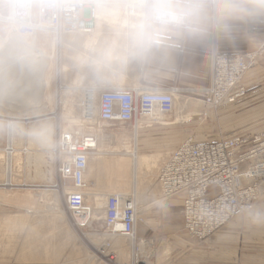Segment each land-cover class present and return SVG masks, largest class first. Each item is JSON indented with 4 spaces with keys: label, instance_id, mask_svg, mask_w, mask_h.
<instances>
[{
    "label": "rangeland",
    "instance_id": "1",
    "mask_svg": "<svg viewBox=\"0 0 264 264\" xmlns=\"http://www.w3.org/2000/svg\"><path fill=\"white\" fill-rule=\"evenodd\" d=\"M111 3L112 1H106L105 5H110ZM111 12L115 13L116 21L118 18L117 22L115 23L113 21H112L113 23L110 22L109 20L110 18L108 17H107L108 21H106V18L104 16L102 17V19H99L95 29L89 34H80L77 32L67 33L69 37L73 36V39L66 38L64 41L58 40L57 44H53L52 41L49 40L46 45L44 44L42 47L40 46L42 52L48 56L49 62L48 65L44 68L43 77H44L45 87L42 94V101L38 106H20L21 108L17 109L16 107L11 109L8 105H5L3 103L2 99H0L1 114H3L4 116L11 117L14 115L19 118H23L22 120L16 119L17 121L25 120L23 124L19 123L16 125L15 128L16 138H19L18 133H20L21 131V129L19 128H22V126L24 129L25 126H26L25 128H28L32 124H37L43 121L44 122L51 121L52 123L53 134H54L53 144L59 127L71 126V128H78L86 132L87 131L97 132L95 127L96 125L94 124L80 126L67 122L65 119L66 116L62 113V107L64 101L66 100L65 97H68L67 100L71 103L74 102L75 104L74 105L75 112L73 113L74 117L77 119L82 118V116H80L82 109L80 105L76 104L77 102L80 103L81 99L83 98V97L81 98V95L89 91L97 92L102 88H111L108 86H112L113 83L108 81L110 80L111 74L114 71V67H113L114 62H126L128 60L127 55H131L129 52V42H128V32H127V27L129 24L128 18L126 16L119 15L117 12L114 11V9ZM123 21H125V23L127 22L125 24L126 25L125 27L120 26ZM12 32L13 30L11 29V27L6 25L5 23H0V40L1 39L7 40ZM28 42L29 41H27V43ZM2 43H0V45H2ZM131 58L133 59V61L136 62L139 57L131 55ZM242 79L243 78H241L240 80V85L243 87V92L240 97H242L246 92L242 83ZM187 99L178 96V98L176 99V105L179 106L182 104L183 101L190 100V98L188 100ZM195 100H199L198 101L199 106L201 105L204 106L203 102L200 99H195ZM237 100L238 98L235 101ZM12 102L14 103V101ZM190 102L194 103V99L190 100ZM219 108H216L214 110H217ZM208 109H213V108L205 107V110ZM185 110L186 109L183 110L181 109L179 110V112H183ZM48 112L49 114H47ZM42 113L47 114L48 117H46L47 115H43ZM73 114L71 116L69 115L68 118L73 117ZM39 115L41 116L39 117ZM162 115L166 119H172V117L174 118L175 116L173 113L167 115L162 114ZM41 118H47V119L37 121L36 123L29 122ZM179 118L182 119H179V121L171 125H163L162 123H155L151 126L140 129L138 132V140H139L138 152L140 153L160 152L162 154L161 156H163L166 152L171 151L176 147H178L185 139L183 138L184 140H181L180 141L181 143L178 146L174 145L175 144L174 135H176L175 130L180 129L181 126L185 127L186 121H190L192 116L191 114H184V115L179 114ZM193 118L204 119L206 118V115H204V113L202 115L199 113V115L195 114ZM6 120L9 119L7 117H2V118L0 117V124L2 125V130L4 131L7 128ZM177 123H184V124L181 125ZM133 125H134L133 123L114 122V123L104 124L100 122L101 132L98 130L97 134L99 136L100 145L103 147V148L101 147V150L104 152L105 156L103 158V164L101 165V170L99 171V174H100V180H102V183L105 182V186L103 187L101 183L100 186H96V188L94 189L98 194H103L104 196L106 195L105 192L110 193V192H114L115 190H121L119 188H124L122 189V191L125 192L126 190L128 193H132V191L135 192L136 188L137 190L144 192L147 199L142 198L140 200L141 203L139 202L140 210L142 213L141 215L142 221H139L136 224L135 237L139 234L138 232L144 231L149 238H152L154 240L152 242L155 243L149 244L150 248L154 250H151L145 247L144 245L142 247V244L138 246L136 245V243L131 246L130 244L125 245L128 242V238L125 237L122 238V236L115 237L113 239L114 241L112 246V243L110 241L103 238V235H106L105 233L108 234V232H105L106 229L102 217L103 208L101 205L100 207L94 209V212H97L96 214L99 217L97 219L98 221L97 220L93 221L88 228L82 230L81 236L85 242L82 243L81 264H96L97 261L98 264H105V263L129 264L128 261L130 258H132L130 264H133V259L137 257L139 260H143L140 258L142 257L144 259L148 258V261L150 262H154L151 261L150 258L152 257V255H156V253L161 251L160 246L162 244V241H167L164 240L162 238V234H160L162 231L161 228L156 227V224L151 223L150 221V219L156 218V214L155 213L153 214L152 211H154L157 208V206L162 202L160 199H163V201L168 199V198L165 199L160 197L159 187L156 181V171L153 174L151 173L147 174L144 169H141L139 176L137 178H133L134 173L132 169L130 170V168H132V163H131V159L128 158L129 157L128 153L130 151L129 147L132 148V143H133V133H132L134 130ZM202 131L203 130H199L196 132L198 134H202L204 133V131L203 132ZM261 133L264 134V132ZM125 139L128 140L125 141ZM2 144H3V140L2 143L0 144V147L2 146ZM121 145L123 147H121ZM51 147L49 146L48 150H50ZM45 150L46 152L44 150L42 151L43 157L44 159L47 160L48 164H46L47 167H43L44 168L43 170H47V171H45V175L42 178L38 176L35 177L34 176L35 170L33 169L32 171L33 167L31 169L27 167L26 156L19 154V152H16L15 156L12 158L13 165L11 164L10 166L11 168L9 167L10 169H8L10 170L9 172H11L12 174L13 177L12 180L15 181L14 183L16 184V186H14V188L11 189V191L9 190L8 186H7L8 189L6 187L1 188L2 186H0V262L4 257L3 254L5 253L6 256H11L7 260L9 261L12 259L14 261V262L10 261L12 262V264H28V263L32 264L34 263V261L28 259H35L37 256H40L44 251L47 250V247L49 246L48 244L55 239V236L61 233V231L58 229L50 230L47 225L45 226L46 229L43 230L41 223L46 222L47 224L50 220L53 221L56 218H61V216H57L55 213H53V211L50 212L51 210H48V208L53 206L56 200L59 201L58 203L59 207H61V209L65 211L63 196H61L60 194L59 196L57 195V197H54L53 195L49 194L48 197V195L45 196L46 194L44 192H40L38 190L33 191L31 190V188H29V190H25L27 189V187H30L27 185L38 184L42 186H48L51 183L55 182V180L57 179L56 157H54L53 154L51 156L47 149ZM120 150L121 152H119ZM17 155L19 158L17 157ZM120 155H123L124 157ZM90 163L91 161L89 162V165L91 166ZM158 164L160 163H157L156 168L158 167ZM6 165L8 166V164L6 163V158L1 157L0 182H3L4 179L3 171L5 170ZM117 168L122 169V171H119L120 173V174L118 173L119 175L115 174ZM91 171L92 169L91 170L89 169L87 173L88 176H86V180L88 183L93 182L96 179L94 173H91ZM143 177L147 179H144ZM117 181L121 183V185L119 187L113 188L114 185L118 184L116 183ZM133 184H135V187ZM107 185H109V187ZM132 195L134 196V194ZM153 197L156 198V200ZM260 198H258L255 202H257ZM88 201L90 204L92 203V206H95L92 196L88 197ZM153 208L155 209L152 210ZM35 209L39 210L38 213L34 211ZM142 209L144 210L142 211ZM251 210L252 209L248 210L247 212H243L241 215L243 216ZM34 222H37L40 225L37 228L32 227L34 225L33 224ZM124 242L126 243L124 244ZM119 247L121 248V250ZM90 249H92L93 252L92 257L89 256V252H91Z\"/></svg>",
    "mask_w": 264,
    "mask_h": 264
},
{
    "label": "built area",
    "instance_id": "2",
    "mask_svg": "<svg viewBox=\"0 0 264 264\" xmlns=\"http://www.w3.org/2000/svg\"><path fill=\"white\" fill-rule=\"evenodd\" d=\"M105 1L70 0L67 4L65 0L50 2L46 0L44 3L53 4V12H57V8L61 6V15H56L52 24L45 20L43 11L47 8L46 5H43V11L37 6L39 10L36 17L42 13L40 21L32 23L29 15L24 13L23 17L19 16L18 18L26 20L27 25L32 26L34 31L43 30L54 33L57 27H60L61 30L62 27L63 29L72 27L71 29L79 28L84 32H90L96 19L97 7H104ZM18 4L26 5L27 2L23 0ZM80 4L84 5L86 9H94L90 18L86 17V14H80L78 11ZM47 11L48 14H53L52 10ZM54 24H57V27ZM249 53L244 55L215 53L210 84L199 92L203 99H206L207 96L214 99L220 95L224 96L226 101L233 102L239 98L242 95L243 87L240 85L241 78L238 74L244 75L253 64L254 58L256 62L259 50L250 58H248ZM218 82H222L221 87L217 85ZM98 97L99 118L105 122L120 121L124 123H132L136 116L150 113L154 107L163 113H168L172 109L174 100L167 92L145 91L139 88L105 89L100 91ZM242 139L251 143L255 148L264 149V135H250ZM60 142L61 147L59 146ZM96 144L97 141L90 134L78 136L67 132L61 133V139L58 142L61 161L58 159L57 170L60 172L58 174L61 189L71 188L64 194L67 213L72 223L81 230L87 228L90 221L92 207L86 200V197L88 199L86 166L91 150L95 148ZM235 145L237 142L234 139L214 143H194L189 140L181 143L177 149L171 152V155L164 158L157 169L156 181L161 198L166 197L165 199H167L179 194L184 195L183 226L191 238L202 240L208 237L225 225L227 220L244 211L245 207H250L257 197L260 198L264 194V188L251 183L253 180L264 181V167H260L261 162L257 158L261 153H251L245 151L244 148L237 150L234 148ZM63 150L67 152V158H65ZM53 152L56 153V146ZM239 167L246 172L239 171ZM247 171L252 174L259 172L258 177L251 179V175ZM234 175L239 180L241 176L248 179L246 188L238 189L240 193L246 194L245 197H241L239 194L230 197L229 187L233 184ZM102 217L105 229L109 234L133 236L136 224L140 221L137 217L134 196L121 192L106 193L104 216ZM133 264L152 263L140 261Z\"/></svg>",
    "mask_w": 264,
    "mask_h": 264
},
{
    "label": "crops",
    "instance_id": "3",
    "mask_svg": "<svg viewBox=\"0 0 264 264\" xmlns=\"http://www.w3.org/2000/svg\"><path fill=\"white\" fill-rule=\"evenodd\" d=\"M258 50L261 52L256 62L242 79L246 92L237 101L217 110H205V106L190 102L192 99H202L200 90L209 86L215 52L244 55ZM127 59L126 62H114V71L108 81L113 85L108 87L150 91L176 89L185 99L190 98L187 99L188 104L191 103L193 108L188 106L191 109L178 114H191L192 118L186 121L185 127L175 130L174 145L178 146L181 140L187 138L195 143H214L238 135L264 132V25H257L252 31L238 34L234 39L222 40L215 47L201 45L178 52L156 50L146 57H139L136 62L131 55H127ZM175 109L172 112L174 115ZM199 113H204L206 118H193ZM199 130L204 133L198 134L196 131ZM183 199L184 195L179 194L152 209H155L152 213L156 214V218L150 221L161 228L160 234L167 241H162L161 251L152 255L151 261L156 264H264V196L254 203L247 214L230 219L202 240L191 238L184 229ZM66 213L47 224L41 223L43 230L47 225L50 230L58 229L61 233L48 244V252L28 259L34 261L32 264H81L82 243L85 241L81 236L82 231L73 225ZM33 224L32 227L36 228L40 225L37 222ZM138 233L134 244L154 250L149 246L155 243L152 242L154 240L144 231ZM90 251L89 256L92 257V249ZM3 256L0 264H12V259L7 260L11 256L5 253Z\"/></svg>",
    "mask_w": 264,
    "mask_h": 264
},
{
    "label": "bare ground",
    "instance_id": "4",
    "mask_svg": "<svg viewBox=\"0 0 264 264\" xmlns=\"http://www.w3.org/2000/svg\"><path fill=\"white\" fill-rule=\"evenodd\" d=\"M22 1L23 0H0V23H5L9 27H11V29L13 30V32L11 33L10 37L7 40H4V39L0 40V43L3 42L2 45H0L1 46L0 47V99H2L3 103L5 105H8L11 109L16 108V107H17V109L21 108L20 106H38L41 103L42 94H43V90L45 87L44 86L43 73H44V68L48 65V62H49L48 56L45 53H43L42 49H41V47L44 44L46 45L49 40H51L53 44H57L58 40L64 41L66 38H68V39L72 38L73 39V36L69 37V35H67V33L77 32L80 34H89L95 29L96 24L99 21V19H102V17H104V16L106 18V21H108L107 19L110 18L109 19L110 22L113 21L115 23L118 21V18L116 21L115 13L111 12V11H113L112 6L120 5V4H126V3L131 2V0H106V1H112V3L110 5H105L104 7H97L96 19H95V21L93 20L94 23L91 26L92 29L90 32L89 31L84 32V30H80L79 28L71 29L72 27H69L68 29H63V27H62V30H61L60 27L59 28L57 27V24H54V26L57 27V30H56V32L53 33L50 31H43V30L34 31V30H32V26L27 25L28 22L26 20H24L22 18H18V17L19 16L23 17V15L26 14V15H29V18H30L32 23L40 21V20H42V13L40 14L39 17H36L37 12L39 10L38 7H40L41 10L43 11V5H46L47 8L44 9V11H43L44 16L46 18L45 20L49 21V23L52 24L54 17L56 15H61V6L59 8H57V12H53V8H52L53 4L49 3L52 0H48L49 2H47V3H44L46 0H26V2H27L26 5L28 6V10L24 14H20L21 13L19 11L20 5L18 3H21ZM56 1H58V0H56ZM65 1L67 4H69V2H70V0H65ZM74 1H80V0H74ZM32 3H33V5H32ZM84 9H86L84 7V5L80 4V6L78 8V11L80 12V14L81 15L86 14V17L90 18L91 14L94 13V9L93 8H88L86 10H84ZM34 10H35V14H34ZM47 10H52L53 14H48ZM106 13H107V15H106ZM5 17H8V19H5ZM105 18H104V20H105ZM126 23H125V21H123L120 26L125 27ZM128 23H129V21H128ZM63 35H65V36H63ZM27 41H29L30 43L29 42L27 43ZM255 53H257V51L250 52L248 54V58L253 57ZM252 62L254 64L255 58ZM248 69L246 70V72L248 71ZM245 73H244V75H245ZM238 75L240 76V78H243L242 76H244L241 74H238ZM220 84H222V82L217 83V85L221 87ZM223 85H225V84H223ZM105 89H118V88H102V89L98 90L97 92L89 91V92L83 93V95H81V98L82 97L83 98L81 99L80 103L79 102L76 103V104L80 105V107L82 109L81 115H80V116H82V118H80V119H77L74 117V114H73L75 112L74 102L73 103L69 102L67 100L68 97H65L66 100L64 101V104L62 107V113L66 116V118H65L66 121L69 123L75 124V125H80V126L94 124V125H96L95 127H96L97 132H98V130L101 132L100 122L104 123V124L105 123H114V122L124 123V122H120V121L105 122L99 118V102H98L99 97H98V95L100 94V91L105 90ZM145 91H149V90H145ZM162 92H167L172 97V99H174L172 102L173 106H172V109L170 112L163 113L157 107H154L150 113L140 114V115L136 116V119L134 118L135 120L132 121V123L134 124L133 125L134 130L132 132L133 133V143H132V148L129 147L130 151L128 153V155H129L128 158L131 159L132 168H130V170L132 169V171L134 173L133 178H137L139 176L141 169H144L147 174L148 173L153 174V173H155V171L157 172V169L159 168L163 159L167 158L169 155H171L172 151H174L175 149H177L179 147L178 146L175 149L166 152L163 156H161L162 154L160 152L140 153V152H138L139 151V140H138L139 130L144 128V127L151 126L155 123H162L163 125L174 124L177 121H179V119H182V118H179V114H178L179 110H181V109L182 110L183 109L188 110V109L193 108L191 106V103L189 105L188 101H183L182 104L177 106V109H175L176 115L174 116V118H172V119L164 118V116L162 114L167 115V114L172 113L174 111V108L176 105V99L178 98V96L180 97L181 95H179V91L176 89H170L169 91H162ZM181 97L185 98V96L184 97L181 96ZM209 98L210 97L207 96L206 99H203V96H202V99H200V100L203 102L205 107L213 108V109H216V108H219L225 104L227 105V104H231L234 102V101L233 102L226 101L224 99V96H220V95H218L214 99H212V98L209 99ZM12 101H14V103ZM198 101L199 100H194V103L197 104ZM188 106H191V108L190 107L187 108ZM17 109H16V111H17ZM86 110H87V112H86ZM82 112H83V114H82ZM42 114L47 115V114H49V112L47 114H44V113H42ZM72 114H73V117L68 118V116L69 115L71 116ZM40 116L41 115H39V117ZM0 117L1 118L7 117L9 119V120H6L7 128L5 129V131L2 130V125L0 124V144L2 143V140H3V144H4V146L2 144V146L0 147V158L1 157L6 158V163L8 164V166L6 165V168L3 171L4 179H3V182H0V186H2L1 188H3V187L7 188V186H8L10 191H11V189L14 188V186H16V184L14 183L15 181L12 180L13 179L12 174H11V172H9L10 170H8V169L11 168L10 167L11 164L13 165L12 158L15 156L16 152H19V154H21V155H25L27 167H29V169H31L33 167L32 171H33V169L35 170L34 176L35 177L38 176V177L42 178L45 175V171H47V170H43L44 169L43 167H47L46 164H48L47 160L44 159V157H43V152H42L43 150L46 152L45 149L48 150V147L52 146L50 148V150H48L49 154L51 156L53 154V156L56 157L57 164H58V159L61 161V151L58 149V142L61 139V133L67 132V133H70L71 135H78V136L90 134V135L94 136L95 140L97 141V144H96L94 149L92 148L93 150H91V154L89 155V160H88V163L86 166V171H87L86 176H88L87 175L88 170L92 169L93 172L91 171V173H94V176L96 177L95 180H97V179L98 180L96 181L97 183L93 181L94 183L90 182V183H88V186H87V191H86L87 195H88V197L92 196V199H93L94 204H95V206H92V203L90 204L87 197H86L88 204H90L92 207L91 212H90V221H89L88 225L90 226L93 221H95L99 218L96 214L97 212H94V209L100 207L101 205L103 208L102 216H104V197L105 196L103 194H98L94 189V188H96L95 186H100V184L102 183V180H100L99 171L101 170V165L103 164V158L105 156L104 152L101 150L102 146L100 145L99 136H98L97 132H88V131L86 132V131L80 130L78 128H71V126L59 127L58 132L56 134L54 144H53L54 134H53V126H52L51 121L50 122L49 121H46V122L43 121V122H39L37 124H32V125L29 124L30 126L28 128H25L26 127L25 126L24 129L22 126V128H19V129H21L20 133H18L19 138H16L15 137L16 136L15 135L16 125L19 123L23 124L25 120L24 121H17L16 119L22 120L23 118H19V117L14 116V115L11 117L10 116H4L1 113H0ZM46 117H48V115ZM3 119H5V118H3ZM44 119H47V118H41V119H37V120L35 119V120L29 121V122H35L36 123L37 121H41ZM253 135H264V134L255 133ZM245 137H247V135H243V136L238 135V136L231 137L228 139H232V140L234 139V141L237 142V145L234 146V148L237 150H241L244 148L245 151H250L251 153H253V152L261 153V155L257 158L259 159V162H261L260 167H264V149H260L259 147L255 148L251 143L245 142L242 139ZM100 138H101V136H100ZM17 139H18V141H17ZM228 139H225V140H228ZM126 140H128V139H125V141ZM189 140L191 142H193L192 139H185L183 142H186ZM108 143H109V141H108ZM55 146H56V153L53 152ZM59 146L61 147V142L59 143ZM121 147H123V146L121 145ZM42 148H45V149H42ZM63 151H65V150H63ZM119 152H121V150ZM67 156H68L67 152L65 151V158H67ZM120 156H123V155H120ZM126 156H127V154H126ZM17 157H18V155H17ZM162 157H163V159H162ZM159 158H160V160H159ZM54 160H55V158H54ZM90 161H91V163H90L91 166L89 165ZM115 161H116V159H115ZM157 163H160V164H158V167L156 168ZM244 168H246V166H244ZM15 169H16V167H15ZM119 171H122V169L117 168L115 174H118ZM239 171H245V170H243L242 168L239 167ZM23 172H26V171H23ZM58 172H59V170H57V166H56L57 179L55 178L56 179L55 182L51 183L50 185H48V186H42V185H38V184L37 185H27L30 187H27V189H25V190H29V188H31V190H33V191L38 190L40 192H44L46 194L45 196L48 195V197H49V194L53 195L54 197H57V195L59 196L61 194V196H63V198H64V194L67 191L71 190V188L66 187L64 189H61L60 176H59ZM247 173H249L251 175V179H253V178L258 177L259 172L252 174L250 171H247ZM131 178H132V175H131ZM143 178L147 179L145 177H143ZM232 182H233V184L229 187L230 197H234L235 196L234 194H239L241 197H245L246 194L240 193L238 191V189L244 190L246 188L247 183H248V179L244 176H241V178L239 180L234 175ZM116 183H118V184L114 185L113 188L119 187L121 185V183H119L118 181ZM251 183H252V185L260 186V188H263V186H264V181L262 182L259 180H253ZM103 184L105 186V182H103ZM57 185L59 186L58 189H57ZM133 185L135 187V184H133ZM107 186L109 187V185H107ZM22 187H25V186H22ZM119 189H121V190H115L114 192H121L122 194L128 193L126 190H125V192L122 191V189H124V188H119ZM106 193L107 192H105V194ZM130 194H134L135 207L137 209V217L140 221H142V219H141L142 213H141L139 204L141 203L140 200L142 198H146V196H145L144 192L137 190V188H136L135 192L132 191V193H130ZM258 198L259 197H257L253 201V203H252V205H250V207H248V206L245 207L244 211H242L241 213L235 214L232 218L238 217L243 212H247L248 210L252 209L253 204L255 203V201ZM154 199L156 200V198H154ZM160 200L163 201V199H160ZM50 203H51V201H50ZM58 203H59V201L55 200V203L53 204V206L48 208V210H51L50 212L53 211V213H55L57 216H61L62 214L65 213V211L67 212L65 198H64L65 211L63 209H61V207H59ZM143 210L144 209H142V211ZM34 211L36 213H38L39 210L35 209ZM26 212H27V210H26ZM66 214H68V213H66ZM232 218H230V219H232ZM85 229H83V230H85ZM105 232H107V231H105ZM105 234L106 235H103V238L110 241L112 243V246H113V241H114L113 239L115 237H117V236L118 237L122 236V238L125 237V236L119 235V234H116V235H111L109 233L108 234L105 233ZM125 238H128V242H127V240H126L127 243L124 242V244L126 243L125 245H127V244H130V246L134 245V242H135L134 239H136L135 233L133 236L125 237ZM114 246H116V245H114ZM142 247H143V245H142ZM120 250H121V248H120ZM145 250H144V252H145ZM140 261L145 262V263L155 264L154 262L148 261V258L144 259V260H139L138 257L133 259V263L140 262Z\"/></svg>",
    "mask_w": 264,
    "mask_h": 264
},
{
    "label": "clouds",
    "instance_id": "5",
    "mask_svg": "<svg viewBox=\"0 0 264 264\" xmlns=\"http://www.w3.org/2000/svg\"><path fill=\"white\" fill-rule=\"evenodd\" d=\"M112 7L128 18L129 52L138 57L215 47L264 25V0H131ZM27 10L19 8L21 14Z\"/></svg>",
    "mask_w": 264,
    "mask_h": 264
}]
</instances>
